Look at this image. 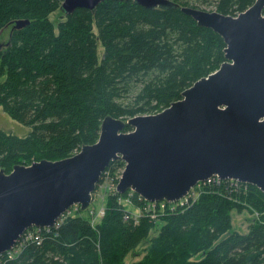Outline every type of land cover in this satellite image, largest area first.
<instances>
[{"label": "trees", "instance_id": "1", "mask_svg": "<svg viewBox=\"0 0 264 264\" xmlns=\"http://www.w3.org/2000/svg\"><path fill=\"white\" fill-rule=\"evenodd\" d=\"M62 1L0 0V30L29 20L0 48V106L31 128L24 137L0 128V169L6 173L15 164L62 159L96 142L107 115L126 120L161 111L225 61L223 38L178 6L147 9L132 0H104L94 12L79 7L65 14ZM172 1L215 5L229 15L254 2ZM55 11L63 16L57 24L49 19ZM123 166L117 159L107 169L114 174ZM118 196H107L98 223L79 210L5 264H125L142 241L144 254L132 264H264V192L252 184L217 186L161 219L160 227L149 217L124 220ZM246 207L258 217L239 233L232 229V211Z\"/></svg>", "mask_w": 264, "mask_h": 264}, {"label": "water", "instance_id": "2", "mask_svg": "<svg viewBox=\"0 0 264 264\" xmlns=\"http://www.w3.org/2000/svg\"><path fill=\"white\" fill-rule=\"evenodd\" d=\"M102 1L63 0L59 9L94 12ZM133 2L147 9L178 6L223 38L225 61L157 113L105 116L97 141L71 156L15 164L9 173L0 169V253L31 227H54L72 204L86 210L102 172L118 158L125 165L117 192L130 189L148 201L179 199L215 175L264 192V0L236 16L172 0ZM28 23L17 20L11 30Z\"/></svg>", "mask_w": 264, "mask_h": 264}, {"label": "built area", "instance_id": "3", "mask_svg": "<svg viewBox=\"0 0 264 264\" xmlns=\"http://www.w3.org/2000/svg\"><path fill=\"white\" fill-rule=\"evenodd\" d=\"M122 170L123 168H119L114 174H111L110 169H105L102 172L100 181L98 183L99 189H97L94 193V195L100 201H102L105 198L107 191L111 193L116 192L115 191L116 182L120 178ZM113 179L115 180V183H113ZM241 185L244 186V189H246V185H248V183H243L232 178L222 179L216 175L211 176L205 180L198 181L188 191V193L185 196L179 198L178 200L167 202V201H146L142 199L143 202L145 203V207H144L145 211L148 210V212L146 214L139 215V217H133L124 210L125 212L123 218L124 220L133 219V221L136 223L141 217H149V219L154 220V222H157L167 217L168 215L185 211L186 209L190 208L199 199L200 195H202L203 193L211 192L217 186H222L223 188L226 189L227 188L232 189V188H240ZM134 196H135L134 192L130 190L124 197H127V200H131L134 198ZM138 197L139 199H141L140 196ZM79 209L80 207L78 204H74L73 206L66 209L58 217L54 227L30 228L25 230L16 240L11 250L0 254V264H5L7 261L14 259L31 242H40L42 240V236H41L42 234L53 231L54 229L55 230L58 229L63 224V222L67 220V218L77 215L76 212H78ZM104 212H105L104 204H101L94 208H90L88 213L91 223L93 225L98 223L104 216Z\"/></svg>", "mask_w": 264, "mask_h": 264}, {"label": "rangeland", "instance_id": "4", "mask_svg": "<svg viewBox=\"0 0 264 264\" xmlns=\"http://www.w3.org/2000/svg\"><path fill=\"white\" fill-rule=\"evenodd\" d=\"M191 4H195V3H191ZM195 5H197L198 7H192V8L203 9L206 11H216L215 5H209V6L199 5V4H195ZM183 6L191 7L190 5L189 6L182 5V7ZM236 15L237 14L233 16H236ZM62 17L58 11H55L49 15V19L55 24H57V22L60 21ZM10 34H11V26H8L5 29L0 30V48L5 47V44L7 43L8 38L10 37ZM101 49H102L101 46H99L100 51ZM0 128L7 132H11L21 137L27 136L31 129L30 127L24 124H21L17 122L16 120L12 119L10 116H8L3 111L1 106H0ZM113 183H115L114 179H113ZM108 194L109 192L107 191L106 199H107ZM106 199H103L102 201H100L97 199V197H95V201L91 204L90 208H94L101 204H104ZM116 200H117V203L120 206H122L123 209L126 212H128L129 215L133 217H139V215H143L148 212V210L145 211V208H144L145 203L143 202L142 198L139 199L137 195H135L134 198L131 200H127V197H124V196L117 197ZM250 209L253 211V213L250 212L251 211ZM250 209L246 207L241 212H237V210L232 211V229L233 230L238 231L239 233H245L247 231V228L250 222L253 221L254 219H257L258 217L257 211L253 208H250ZM160 226H161V223L159 224V227ZM146 244H147L146 241H142L136 249H134L132 252L127 254L126 259H125V264H132L134 261L142 258V255L144 254L143 249L146 246Z\"/></svg>", "mask_w": 264, "mask_h": 264}, {"label": "flooded vegetation", "instance_id": "5", "mask_svg": "<svg viewBox=\"0 0 264 264\" xmlns=\"http://www.w3.org/2000/svg\"><path fill=\"white\" fill-rule=\"evenodd\" d=\"M11 28H12V27H11ZM10 36H11V34H10ZM9 40H10V37L8 38V41H7V43L9 42ZM7 43H6V44H7ZM6 44H5V45H6Z\"/></svg>", "mask_w": 264, "mask_h": 264}, {"label": "bare ground", "instance_id": "6", "mask_svg": "<svg viewBox=\"0 0 264 264\" xmlns=\"http://www.w3.org/2000/svg\"><path fill=\"white\" fill-rule=\"evenodd\" d=\"M132 1H134V0H132Z\"/></svg>", "mask_w": 264, "mask_h": 264}]
</instances>
